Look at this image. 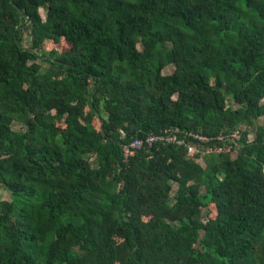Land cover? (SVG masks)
Here are the masks:
<instances>
[{"label": "trees", "instance_id": "16d2710c", "mask_svg": "<svg viewBox=\"0 0 264 264\" xmlns=\"http://www.w3.org/2000/svg\"><path fill=\"white\" fill-rule=\"evenodd\" d=\"M0 190V264H264V0H0Z\"/></svg>", "mask_w": 264, "mask_h": 264}, {"label": "built area", "instance_id": "2783aa9c", "mask_svg": "<svg viewBox=\"0 0 264 264\" xmlns=\"http://www.w3.org/2000/svg\"><path fill=\"white\" fill-rule=\"evenodd\" d=\"M179 129L175 128L173 130H165L164 132L157 133V134H148L144 138H135L128 142L127 144H124L122 146V155L124 160H127L129 157H131L136 150L143 149V148H149L157 143L161 144H173L177 146H185L187 148V155L189 157H194L199 152L197 148V144L194 142H185L184 139L178 136ZM190 135L201 142H207L209 141V138L197 134V133H190ZM232 137H237L236 134H232ZM218 139L221 140L220 137ZM202 149L205 152H211L212 150L220 151L216 147L211 150V147L203 146ZM203 153V152H202Z\"/></svg>", "mask_w": 264, "mask_h": 264}, {"label": "rangeland", "instance_id": "374dc122", "mask_svg": "<svg viewBox=\"0 0 264 264\" xmlns=\"http://www.w3.org/2000/svg\"><path fill=\"white\" fill-rule=\"evenodd\" d=\"M40 11V14H41V16L44 18V15H45V11L43 10V9H40L39 10ZM22 44L24 45V46H26V47H28V46H30V42H29V35L26 33V32H23V35H22ZM68 48V46H67V44L65 43V41L64 40H61L59 43H57V44H55V43H52L51 41H46L45 43H44V46H43V49H45V50H52V49H55L56 51H58V52H60V51H64V50H66ZM38 53H40V50H39V52ZM43 69H47V72H49V73H51L52 72V70L48 67V64H46V63H44L43 64ZM171 72V68L170 67H168V68H166L165 70H164V73H166V74H168V73H170ZM262 121H263V118H259L258 120H257V123H259V124H261L262 123ZM94 124H95V126L98 128L99 127V123L97 122V121H94ZM252 136V135H251ZM0 198L1 199H6V198H8V194L5 192V191H3V190H0ZM214 213V211L212 210V214ZM206 213L204 212V215H205Z\"/></svg>", "mask_w": 264, "mask_h": 264}]
</instances>
